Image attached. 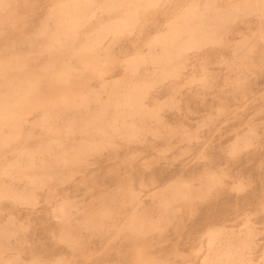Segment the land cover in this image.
I'll return each instance as SVG.
<instances>
[{
  "label": "rangeland",
  "instance_id": "374dc122",
  "mask_svg": "<svg viewBox=\"0 0 264 264\" xmlns=\"http://www.w3.org/2000/svg\"><path fill=\"white\" fill-rule=\"evenodd\" d=\"M0 96V264H264L260 4L0 0Z\"/></svg>",
  "mask_w": 264,
  "mask_h": 264
},
{
  "label": "bare ground",
  "instance_id": "6f19581e",
  "mask_svg": "<svg viewBox=\"0 0 264 264\" xmlns=\"http://www.w3.org/2000/svg\"><path fill=\"white\" fill-rule=\"evenodd\" d=\"M165 1V0H164ZM248 2H254L255 4H260L264 8V0H247ZM228 2V1H227ZM231 2V1H230ZM60 3V2H59ZM163 4V3H162ZM230 4V3H229ZM232 4V3H231ZM226 5V4H225ZM228 10H222L218 12V14L215 16L216 23L219 24L222 20L228 18V15L226 14ZM174 17V16H173ZM189 26V25H188ZM187 26V27H188ZM203 26V27H202ZM211 26V25H210ZM210 26H204L201 24L197 28H193L190 30V34L192 37H195V35H207L208 29L207 27ZM179 26H176L174 28L173 34L176 35L178 31ZM198 33V34H197ZM261 33V32H260ZM262 38V37H261ZM190 40H195L191 38ZM109 42V41H107ZM243 53H247L245 48L242 49ZM95 52V51H94ZM244 57H247L246 54H244ZM28 58V57H27ZM106 61L105 59H103ZM102 62V61H101ZM103 65V64H102ZM10 66V65H9ZM40 70V69H39ZM108 73V72H107ZM1 97V96H0ZM45 108V107H44ZM41 129V128H40ZM241 145V144H240ZM120 202V201H119ZM69 244V243H68ZM240 259L239 253L236 251H233L232 249L225 248L223 251L215 253L213 255H208L207 260L205 261V264H221L223 261L232 262V263H238Z\"/></svg>",
  "mask_w": 264,
  "mask_h": 264
}]
</instances>
